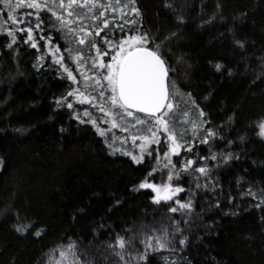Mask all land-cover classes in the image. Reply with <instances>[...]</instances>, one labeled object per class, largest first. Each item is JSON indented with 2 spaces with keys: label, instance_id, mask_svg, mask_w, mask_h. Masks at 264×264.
I'll return each mask as SVG.
<instances>
[{
  "label": "trees",
  "instance_id": "trees-1",
  "mask_svg": "<svg viewBox=\"0 0 264 264\" xmlns=\"http://www.w3.org/2000/svg\"><path fill=\"white\" fill-rule=\"evenodd\" d=\"M170 2L171 9L165 0H138L143 30L164 42L170 79L204 110L210 121L205 127L218 132L212 151L231 152L233 159L213 169L220 184L215 194L197 195L192 220L182 224L187 246L155 253L152 264H165L164 257L177 264H264V206L241 196L250 183L264 187V137L258 135L264 120V0ZM6 43L0 35V264H49V256L55 264L59 252L52 250L69 241L99 258L97 250L117 233L130 236L142 225L150 231L170 225L173 216L180 219L168 212L170 205L153 204L150 189L134 191L154 161L146 157L137 165L113 154L91 125L56 108L54 99L70 82L47 66L50 58L37 69L35 49L19 43L14 51ZM196 151L207 156L209 145L198 144ZM241 176L246 180L237 185ZM179 182L189 186V178ZM28 223L33 226L25 233L14 228Z\"/></svg>",
  "mask_w": 264,
  "mask_h": 264
},
{
  "label": "snow or ice",
  "instance_id": "snow-or-ice-1",
  "mask_svg": "<svg viewBox=\"0 0 264 264\" xmlns=\"http://www.w3.org/2000/svg\"><path fill=\"white\" fill-rule=\"evenodd\" d=\"M0 6V14L6 16L0 19V35L8 39L5 47L18 51L15 45H28L39 53L35 68L45 67L50 58L47 66L70 82L67 91L54 99L56 108L66 107L80 124L91 125L113 154L119 151L137 165L151 158L153 167L134 191L150 189L153 204L170 205L168 212L180 216L171 217L170 225L153 226L150 231L142 225L141 231L130 236L117 233L113 243L97 250L99 258L80 249L76 241L58 245L52 250L59 252L55 264H108L113 256L118 258L113 264H152L155 253H175L176 243L187 246L189 238L183 235L182 224L192 220L198 194H215L220 184L213 169L228 163L233 154L212 151L210 142L217 139L218 132L205 127L210 121L203 119L204 110L191 93H181L170 79L172 69L162 51L164 42L157 43L143 30L138 0H0ZM164 6L171 9L173 4L165 0ZM177 19L182 22L184 18ZM53 32L62 44L54 42ZM236 43L245 46L243 41ZM215 67L220 70L222 65ZM258 135L264 137V120L258 124ZM198 144L209 145V155H200ZM158 171L166 172V180L160 183L151 180ZM185 178H189L187 188L179 182ZM244 180L246 177H239L237 185ZM241 196L256 199V208L264 206V187L250 183ZM215 206H220L218 198ZM32 226L17 224L14 228L25 233ZM41 235V231L35 232V236ZM163 259L165 264H177L169 257ZM51 260L49 256V264Z\"/></svg>",
  "mask_w": 264,
  "mask_h": 264
},
{
  "label": "rangeland",
  "instance_id": "rangeland-1",
  "mask_svg": "<svg viewBox=\"0 0 264 264\" xmlns=\"http://www.w3.org/2000/svg\"><path fill=\"white\" fill-rule=\"evenodd\" d=\"M125 147H128V145H125ZM130 148V147H129ZM151 180L156 182V183H160L163 180H166V172L165 173H161V172H157L155 173L152 177Z\"/></svg>",
  "mask_w": 264,
  "mask_h": 264
}]
</instances>
